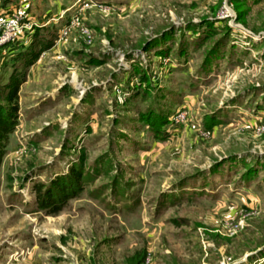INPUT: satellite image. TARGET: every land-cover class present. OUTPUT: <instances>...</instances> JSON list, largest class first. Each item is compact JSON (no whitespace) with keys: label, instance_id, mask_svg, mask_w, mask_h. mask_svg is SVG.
<instances>
[{"label":"rangeland","instance_id":"obj_1","mask_svg":"<svg viewBox=\"0 0 264 264\" xmlns=\"http://www.w3.org/2000/svg\"><path fill=\"white\" fill-rule=\"evenodd\" d=\"M34 1L70 7L0 142V264H264V0Z\"/></svg>","mask_w":264,"mask_h":264},{"label":"trees","instance_id":"obj_2","mask_svg":"<svg viewBox=\"0 0 264 264\" xmlns=\"http://www.w3.org/2000/svg\"><path fill=\"white\" fill-rule=\"evenodd\" d=\"M59 33L60 30L55 25L35 27L28 46L21 48L14 56L2 63L3 66L12 72L0 84V142L5 141L9 137L18 123L19 92L21 85L26 81L30 67L37 62L42 51L48 50L55 45ZM7 47L8 45L4 48ZM142 119H145V117L143 116ZM156 122L157 120H154L153 124L155 125ZM165 129L164 132L161 129H153V131H155L156 136H160V134L165 133ZM0 153L2 155L4 152L1 151ZM84 161L86 159L83 160L81 168L72 167L66 175L56 177L52 184L51 192H49V189H45L46 185L43 182L37 184V201H41L39 204L45 208L53 206L54 211H56L60 205L73 198L81 189L80 183L83 180L82 169ZM77 187H80L78 191L76 190ZM139 258L133 256L132 263L141 264Z\"/></svg>","mask_w":264,"mask_h":264},{"label":"crops","instance_id":"obj_3","mask_svg":"<svg viewBox=\"0 0 264 264\" xmlns=\"http://www.w3.org/2000/svg\"><path fill=\"white\" fill-rule=\"evenodd\" d=\"M14 2H15L14 4L17 3V5H20L27 10L30 18L32 19L33 22L36 23L37 26H47V23H49V25H50V24H52V23L54 24L58 21L63 23L62 19L58 20L57 18H59V16L61 15L60 12L65 11L67 8L70 7L66 3H64L65 5L61 4L59 9H57L56 11L50 10V8L43 11L42 9L37 10L38 6L36 5L34 0H14ZM28 3H30V4L28 5ZM14 4H12V5H14ZM40 10H41V13L38 14ZM4 11L5 12H11V11H13V7L12 6L6 7ZM46 19L52 20V22L51 23L47 22ZM31 34H32V32H28L17 43H15V44L13 43V44L8 45L7 48H4V50H6V51H3V49H1L0 50L1 59H3V61H6L7 59L14 56L21 48H25L26 46H28V44L30 43ZM55 50H56L55 46H53L52 48L49 49V51H55ZM40 61H41V59H39L36 63H34L32 65V68H31L32 73L37 71V69L40 65ZM28 81L29 80H27L24 84L27 85ZM21 90H22V88H21Z\"/></svg>","mask_w":264,"mask_h":264},{"label":"built area","instance_id":"obj_4","mask_svg":"<svg viewBox=\"0 0 264 264\" xmlns=\"http://www.w3.org/2000/svg\"><path fill=\"white\" fill-rule=\"evenodd\" d=\"M80 11L81 9L74 11L72 17L70 18L71 23L78 18ZM36 26V23L32 21L27 10L22 6L15 8L11 12L1 13L0 47L17 43L25 36L26 33L32 32ZM66 29L67 26H64L63 30L60 31V34Z\"/></svg>","mask_w":264,"mask_h":264}]
</instances>
